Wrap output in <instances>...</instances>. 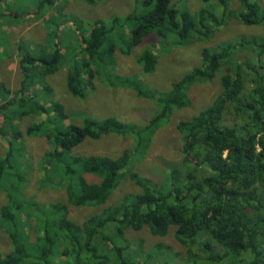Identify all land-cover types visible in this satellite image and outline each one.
Listing matches in <instances>:
<instances>
[{"label":"trees","instance_id":"16d2710c","mask_svg":"<svg viewBox=\"0 0 264 264\" xmlns=\"http://www.w3.org/2000/svg\"><path fill=\"white\" fill-rule=\"evenodd\" d=\"M61 1L67 0H36L20 11L7 5L16 18L31 17L32 8L42 18L46 37L37 51L17 45L20 87L11 91L0 84V132L12 130L8 150L0 158V191L6 196L0 206V231L7 234L11 249L0 251V264H176L169 258L171 252L184 260L179 264H264V37L239 34L202 47L199 64L167 90L150 88L138 75L119 73L113 58L117 52L132 54L146 35L154 34L157 46L146 45L137 57L141 73H152L157 52L208 42L225 17L262 25L264 6L238 0L240 5L232 10L229 0H201L207 6L190 12L176 0H133L124 16L84 20L66 14ZM82 1L95 5L104 0ZM51 10L55 13L48 15ZM4 35L0 32V37ZM80 44L82 49L76 50ZM66 56L74 59L65 62ZM62 65L73 96L86 97L95 88V79L101 78L105 85L129 87L151 100L152 116L134 123L84 115L80 123H65L69 118L60 102L47 108L30 93L35 84L51 91L45 76ZM216 76L219 93L176 123L179 160L164 166L160 181L143 177L135 167L146 156L155 131L174 111L190 105L193 85ZM26 115L46 116L25 129V135L37 133L49 145L38 161L39 188L60 186L66 201L40 203L22 193L28 174L16 165L24 152L17 140L24 134L13 122ZM108 134L129 137L131 143L115 156L74 151L86 138ZM84 173L99 181H87ZM125 179L139 190L106 204ZM69 205L102 208L77 223L68 217ZM143 227L157 237L172 230L184 251L163 241L144 245L139 237H128L129 230Z\"/></svg>","mask_w":264,"mask_h":264},{"label":"rangeland","instance_id":"374dc122","mask_svg":"<svg viewBox=\"0 0 264 264\" xmlns=\"http://www.w3.org/2000/svg\"><path fill=\"white\" fill-rule=\"evenodd\" d=\"M264 6V0H251ZM36 0H0V32L5 33L0 37V84L14 91L20 87L22 82V73L19 70V50L17 45L23 43L25 49L37 51L46 37L45 26L42 25V18H37L35 11L29 13L31 17L22 18L12 17V11L8 12V6L16 7L18 10L28 8L26 6L33 5ZM63 7V11L68 15L80 18L90 19H109L114 15L124 16L132 9L133 0H104L98 4L90 5L82 0H67L59 2ZM176 4L180 7L185 6L190 12H195L200 6H207L208 3H202L201 0H176ZM240 5L238 0H229V9L234 10ZM15 13V11H14ZM25 14V12H23ZM55 12L50 11V14ZM46 15L45 17H47ZM33 18V19H30ZM89 18V19H87ZM239 34H255L264 37V24L262 25H244L235 17H225L220 28L216 31L214 37L208 42L196 41L182 47L168 46L164 52H157V64L155 71L148 74H142L141 68L137 63L138 53L146 47V45L155 44L156 37L154 34H148L144 37V41L133 49V53L129 55L117 52L113 54L115 68L123 75H138L146 85L150 88L167 90L170 84L182 77L193 66L200 62V50L204 46H213L223 40L231 39ZM70 33L62 35L69 36ZM80 44L76 50L82 49ZM75 46L69 50L73 51ZM62 52L66 48L61 49ZM240 58H242L240 56ZM73 60V56H66L65 62ZM66 67L64 65L51 74L45 76L46 83L51 87L48 92L39 84H35L30 88V93L44 103L45 107L50 108L53 102H60L68 114L65 123H80L83 116H91L101 118L106 116H114L124 122L143 123L152 116L155 110V104L144 97L135 94L134 90L129 87L105 85L101 78L95 79V88L88 91L86 97L77 98L73 96L66 87ZM141 73V74H140ZM141 75V76H140ZM221 89L219 76L210 81L198 83L190 88V105L178 109L173 112L167 123L161 126L153 134L151 145L148 148L146 156L136 165V170L143 176L151 178L154 181H160L164 173V166L169 162L178 161L182 155L181 138L176 129V123L183 118H190L198 110L208 105L211 100L219 93ZM2 108L0 106V127H2L3 117ZM53 112H50L52 114ZM18 118V117H17ZM45 115L34 116L26 115L20 120H14L17 128L23 132L21 142L23 146L22 157L20 163L16 167L23 169L27 180L24 182L22 193L24 196H33L40 203H49L59 201L60 198L66 201L65 192L61 191L60 186L51 187L44 186L39 188L41 170L38 161L42 154L49 148L47 140L44 136L37 133L25 135V129L33 122L44 120ZM7 131V132H6ZM5 134L0 132V158L4 157L8 150L7 139L10 132L5 130ZM34 132H37L36 130ZM21 140V141H20ZM131 141L129 137L108 134L98 139L86 138L85 141L77 146L74 151L81 154H107L115 156L128 148ZM30 156V158L27 157ZM28 160V162L26 161ZM89 182H97L99 178L96 175L84 173ZM139 190V186L125 179L109 196L106 204H113L118 201L122 195L131 191ZM6 196L0 191V206L5 202ZM108 204V205H110ZM102 208L92 206H72L69 205L68 217L77 223H82L89 215L99 211ZM127 233V232H126ZM129 233V234H128ZM128 237L140 238L144 245H153L156 242L163 241L164 244L172 245L175 250L183 252L173 237L172 230L162 237L154 236L147 227H143L138 231L129 230ZM35 235L32 233V238ZM11 249V241L5 231L0 232V251L8 252ZM169 258H175L176 264L184 261L179 259L171 252Z\"/></svg>","mask_w":264,"mask_h":264},{"label":"crops","instance_id":"0c3cea01","mask_svg":"<svg viewBox=\"0 0 264 264\" xmlns=\"http://www.w3.org/2000/svg\"><path fill=\"white\" fill-rule=\"evenodd\" d=\"M1 231H3V230H1ZM1 231H0V232H1Z\"/></svg>","mask_w":264,"mask_h":264}]
</instances>
